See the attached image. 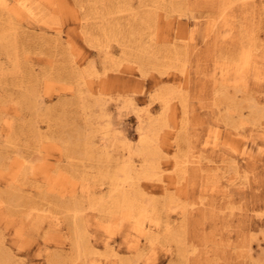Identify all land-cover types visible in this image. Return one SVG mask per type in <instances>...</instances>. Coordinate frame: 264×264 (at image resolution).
Instances as JSON below:
<instances>
[{"label": "rangeland", "instance_id": "1", "mask_svg": "<svg viewBox=\"0 0 264 264\" xmlns=\"http://www.w3.org/2000/svg\"><path fill=\"white\" fill-rule=\"evenodd\" d=\"M55 1V10L46 2L49 21L38 23L22 17L14 22L18 65L0 51V150L10 154L5 167L0 166V264H249L244 252L247 244L252 243L255 254L264 248V115L253 123V112L245 105L255 98L260 108L264 104V0L248 10L232 4L226 25L218 33L207 35L208 19L221 11L218 0H182L178 10L189 17L191 27L187 40L176 34L179 11L166 15L160 8L154 24L140 28L141 41L150 56L142 69L136 55L125 53L119 41H109L114 61L88 39V30L98 32L103 5L121 0ZM149 1L130 0L134 10L147 9L149 6L140 3ZM123 11L115 16L126 23L129 12ZM129 29L123 24L119 35L131 43ZM175 36L174 43L183 49L178 67L172 65L169 55ZM246 41L255 44L253 64L239 75L236 72L224 78L227 93L216 95L220 84L214 87L211 73L216 60L235 54ZM184 63L188 80L180 90L178 85L183 80L179 67ZM104 66L108 67L105 81L90 74L94 67ZM74 71L86 75V82L77 79ZM214 71L217 79L219 66ZM171 88L185 95L187 105L184 109L174 97L163 112L158 95ZM29 89L35 91L43 114L36 115L22 101V93ZM227 94L238 100L239 114L234 107L227 108L231 101ZM130 96L133 103L124 100ZM122 101L127 105L122 106ZM145 106L166 120L159 130L161 145L167 151L162 158L164 180L142 179L147 192L140 196L149 208L144 211L148 216L144 212L138 215L144 224H149L155 214L151 208L154 201L159 205L160 223L154 228L153 243L148 233L133 225L129 211L116 208L110 197L105 200V212L90 206L88 199L90 194L107 195L109 182L104 172L123 160L129 149L136 148V110ZM31 123L40 126V139ZM232 123L242 126L235 128ZM86 134L96 141L94 150L82 141ZM206 137L216 139V144H205ZM186 149L206 154L208 168L192 170L178 182L173 156ZM223 154L237 156L243 183L232 177L230 161L221 164L227 169L226 175L216 169ZM133 157L140 156L134 152ZM17 162L26 170L15 179L13 173L20 169ZM32 163L37 166L30 167ZM207 171L214 174L205 177ZM215 181L225 184L210 188L203 196V188ZM78 200L84 206L78 220L92 250L82 257L74 246V216L68 208ZM186 205L188 210L182 214L181 207ZM181 246L186 255L181 253Z\"/></svg>", "mask_w": 264, "mask_h": 264}, {"label": "bare ground", "instance_id": "2", "mask_svg": "<svg viewBox=\"0 0 264 264\" xmlns=\"http://www.w3.org/2000/svg\"><path fill=\"white\" fill-rule=\"evenodd\" d=\"M181 1L182 0H151L149 2L140 3V5L143 4V5L149 6L147 9H143V10H138V9L134 10L130 0H121L119 3H111L110 5H107V6L103 5V7L101 8V15H100L101 18L99 20L100 25H98V27H97L98 32L93 33V31L88 30L89 42L91 45L98 47L100 51H103L105 53V56L110 57L111 56V53H110L111 51L109 49L110 48L109 47L110 39H115V40L119 41L122 44V47H123V50L125 53H127L128 55H131L132 53L136 55L135 59L138 62L139 67L142 69V65L145 64L146 61H150L148 59L150 56H149V51H148L147 47L141 41L140 28H142L143 26H146V25H148V26L153 25L154 22L156 21L155 20L156 12H158L157 10H160V8L163 9V11L166 13V15L173 10H178L179 6H180L179 2H181ZM46 2L51 3V6H53L54 10H55V6H54L55 2H56L55 0H0V51H4L9 57H11L12 62L15 65H18V61L16 58H14L16 56V44H17L16 32L14 31V29H15L14 22L22 20V17H27V18H30V19L37 21L38 23L39 22L45 23V21L49 19V18L46 19V14H48V10H47L48 6H47ZM218 3H219L221 11L217 16H214V17L208 19L207 31H206L205 35L212 33V32L218 33L219 31H221L222 27L225 26L227 21H228V19H227L228 14L227 13H228V9L231 7L232 4L237 3L243 9L248 10L256 4H262L263 0H218ZM256 8H258V7H256ZM123 10H127L129 12L128 20L126 21V23L123 22L119 17L115 16V13L117 11L120 12ZM52 13H54V11H52ZM177 18H178V26L176 29V34L180 35L181 38H184L187 40L190 37L188 35V33L191 31L189 17L185 18L183 16V12L179 11ZM50 22H52V21H50ZM123 24H128V27L130 28L129 30H130V33L132 34V39L130 40L131 43L127 42L124 38H122V39L120 38L119 32H120L121 26H123ZM197 26H198V24H197ZM194 31H195V28H194ZM183 33H184V35H183ZM222 35H223V33H222ZM228 36H226V37H228ZM191 37L194 39L195 34L191 35ZM176 38H177V36H175V38H173V40H172L174 47L172 49L173 52H171V54H169V55H170V58H172V60H171L172 65L175 67H178V63L182 57V53H183L182 50L183 49L180 48L179 45H176L174 43V39L176 40ZM209 39H211V38H209ZM224 39H225V37H224ZM255 40H256V38H255ZM187 43H188V41H187ZM254 45L255 44L251 43V42H247V41L242 42L240 44L239 50H237V52L235 54L226 55L224 58L216 60L213 68L215 69L217 66H219L220 75L217 77V79H214V77H216V75H217L216 72L214 71V69H213V72H211V73H212V77H213L214 87H216V85H215L216 83L220 84V86L215 90V94L220 92L222 94L221 96H223V94L225 96V94L227 93L224 89L225 85L223 86V84H225L224 78L228 79L231 77L232 74L234 75V73H236V72L237 73L238 72L243 73L246 70H248L247 68L251 65V63L254 59V55H255V53H253V50H254L253 46ZM195 52H196V50H195ZM112 57H110V59L114 60ZM51 60H52V58H51ZM201 61H202V59H201ZM217 61H220V62L218 63ZM186 62H187V60H186ZM118 64H120V62H116V65H118ZM197 65H198V63H197ZM115 68L119 69V67H115ZM179 69H180V73H181V77H182L183 81L181 83H179L178 86H180L179 87L180 90H184L183 85L188 80V69H187V66L185 65V63L183 64V66L179 67ZM1 70H2V66L0 63V71ZM107 70H108L107 66H104L102 69L94 67L91 70L90 74H92V75L95 74V75L99 76L101 78V80L105 81L107 79V76H108ZM76 72L77 71H74L75 77L77 79L78 78L83 79V83H85L87 80L86 75L81 74V72H77V73ZM239 73H238V75H239ZM203 74H206V72ZM234 88H237V87H234ZM239 89L240 88H238V90ZM236 93H238V92H236ZM244 93H245V91H244ZM233 94H235V93H233ZM183 96H185V95L182 94L181 92L178 93V88L177 89L171 88V89H167V91L160 92L158 97L161 98V102L163 105V112H165L167 109L170 108L171 99L174 97H176L179 100L180 105H183L182 107H184V109H185L187 102L184 100ZM190 97H191V95H190ZM190 97H188V98H190ZM230 97H231V94L230 95L227 94L226 99H229ZM245 97H243L242 99L245 100L246 99ZM21 99L24 102V104L33 113H35L36 115L43 114V112L40 110V105H39L38 99L36 97V93L33 89H29V90H26L25 92H23ZM126 99L129 100V102L133 103L132 102V100H133L132 96L127 97L124 100H126ZM235 99L236 98H234L233 96L231 97V101L229 104L230 107L227 106V108L231 109V107H234V109H235L234 111H236L238 109L237 107L240 104L237 102L238 100L236 99L237 100L236 101ZM255 99H253V100L255 101ZM12 100H14V99H12ZM224 101H226V100H224ZM254 101H249L247 103L244 102L245 105H247V107L248 106L250 107L248 109H251V112H253V115L251 114L253 117L252 118L253 123L255 120H258V118L260 116L262 117L264 115V111L262 109L264 107V104H263V107L260 108L261 105L259 107L257 105V103ZM217 102H219V101H217ZM242 102H240V103H242ZM8 103L10 104V102H8ZM121 103H122V106L127 105L124 101H122ZM224 104H225V102H224ZM217 105H218V103H217ZM222 105H223V103H222ZM42 106H43V104H42ZM219 107H220V105H219ZM243 107H246V106H243ZM243 107L241 106V108H243ZM3 108H5V107H3ZM228 110H227L228 113H232L230 110H229L230 112ZM238 110H237V113L239 112ZM136 111H137V116H138V121H139V128H138L139 137H138V143L136 145V148L129 149L128 154L126 155V157L123 160L118 161L113 167H110L111 169H108L107 171L104 172V176L106 178H108V182H109L107 195H105V193L90 194L88 196V199H89L90 206H92L93 208H96L99 212H105L107 209L105 206V200L110 197L112 203L114 204V206L116 208L121 209V210L125 209V210L129 211L130 217L134 220L133 225L136 228L140 229L142 232L148 233V235L147 234L146 235L149 237V240L153 243V241L155 239V235H156V233L153 232L155 230L154 228L158 227L159 223H160V218H159V215L157 214L159 205L156 201H154L151 208L155 214L153 215V217H151L149 224H144L143 222L138 220V215H139V213H141V212L143 213L144 211L148 212L149 208H148V205L146 206L142 202V200L140 199V196H142L143 194H145L147 192L145 187H144V184L142 182V179L149 180V181H151V180H160V181L164 180L163 172H164L165 168L163 165L162 158L164 156H166L167 151L161 145V142L159 139V135H160L159 130L162 128V125H165L166 120L163 117L161 119L160 115L154 116L149 106H145L143 109H138ZM246 116L247 115H245L244 117L246 118ZM228 117H229V115H228ZM239 117H240V115H239ZM224 119H226V118H224ZM228 119L229 118H227V120ZM233 119H232V121H233ZM168 121H169V119H168ZM189 123H190V121H189ZM228 124H230V122ZM237 124H235V123L233 124V125H235V128L236 127L239 128L240 124L239 125H237ZM256 124L257 123H255L254 125H256ZM30 126H31V129L35 133L38 134V138L40 139L42 137V133L39 129L40 126L38 124H34V123H31ZM241 126H242V124H241ZM236 130L238 132L244 133L243 131H241L239 129H236ZM262 133H264V132H262ZM101 137L103 140H105L104 144H107L108 143L107 135L105 133H103ZM127 139H129V138H127ZM6 140L8 142L12 141V139H9V138H7ZM82 141L85 143V145L87 147H89L90 150H94L95 147H97V144L94 143L96 141L93 139L91 134H86ZM82 141H80L79 144H81ZM211 141H213V143L216 144V139H212V138L210 139L209 137H206L204 140L205 144L210 143ZM178 142H179L178 139H176L175 144H178ZM130 144H131V142H130ZM189 146H190V143H189ZM178 148H179V144H178ZM186 150L183 153H179L178 151H176V153L173 156V159H174L173 162L175 164V177H176V181H178V182H181V180L184 178L186 179L188 174L192 170L208 168V166L205 165L206 162L209 161L208 160L209 158L205 159L207 157L206 154H203L200 152L199 153H193V152L190 153V152H188V150L187 151ZM201 151H203V150H201ZM134 152H137L139 154V156H140L138 158L139 160L133 157ZM245 152H246V149H245ZM9 155H10L9 152L6 151L4 148L2 150H0V166L5 167L6 159L8 158ZM106 156L109 157V155L107 153H106ZM220 159H222L221 160L222 163L216 164L215 167H216V169L219 168L221 175H226L225 172L227 171V169H224L223 165L227 164L230 161L234 166L233 170H232L233 171L232 177L234 179H239L238 182H240V183L241 182L243 183V181H245L244 180L245 178L242 179L243 173H241L242 172L241 168L237 164V156H234L231 154H223L222 158H220ZM17 163H20V164H18V165H20V169L18 171H14V173L12 172L13 178H15V179H17L16 178L17 174L22 173V172L24 173L26 170L23 166H21L22 165L21 162H17ZM221 164H223V165H221ZM35 165L37 166V164L32 163V164H30V167L35 168ZM219 170L215 171L214 173L218 174ZM214 173L207 171L206 173H204V175H205V177H210ZM221 184H225V182L223 183V182L215 181L209 185L206 183V185H208V186L203 188V192H204L203 196L205 194H207V191L210 188L214 189V188H216V186L218 188ZM226 184H227V182H226ZM240 186H241V184H240ZM165 188H167V186ZM222 193H227V191L222 189ZM201 201L205 202L204 199H200V202ZM182 205H183V203H182ZM68 208L73 212V216H74V219H73L74 222H73L72 230H73V235H74V246H75V249L77 251L78 257L87 256L88 252L89 251L92 252V250L89 247L86 240L84 239V235H83L84 230L80 226V223L78 220V216L83 211L84 206L81 204V201L78 200V201H74L72 204H70L68 206ZM187 210L188 209H187V205H186L184 207H181L180 211L182 212V214H186ZM119 213H121V212H119ZM144 214L146 216H148V214L146 212H144ZM148 220H149V218H148ZM246 247L247 248L246 249L244 248L245 250L244 249L243 250L247 254L248 258L250 259L249 264H264V248L261 251H259L257 254H255L254 248H253V245L251 242H249ZM181 250H182L181 253L186 255V249L181 246ZM93 251H95V250H93ZM84 264H90V262L86 261Z\"/></svg>", "mask_w": 264, "mask_h": 264}]
</instances>
